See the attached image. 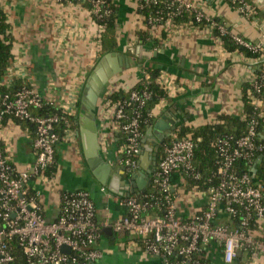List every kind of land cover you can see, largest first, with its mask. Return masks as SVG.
I'll return each mask as SVG.
<instances>
[{
    "label": "crops",
    "instance_id": "obj_1",
    "mask_svg": "<svg viewBox=\"0 0 264 264\" xmlns=\"http://www.w3.org/2000/svg\"><path fill=\"white\" fill-rule=\"evenodd\" d=\"M112 1L119 13L120 48L116 57L102 55V43L99 44L96 36L99 25L93 21L91 10L82 3L0 0L8 16L14 55L11 75L6 76L5 83L28 86L43 99L53 100L55 107H66V114L78 119L77 129L71 130V135L58 144L56 163L50 174L35 177L26 185L27 192L39 194L48 220L53 221L59 216L62 196L78 190H86L92 196L99 223L123 217L127 192L133 190L132 197L150 190L156 173L152 156L161 149L163 151V142L175 140L182 127L215 124L224 115L242 118L243 86L255 79L257 63L239 53H228L214 35L201 28L166 33L164 38L160 30L154 36L150 34L152 39L145 38L143 44L140 33L144 32L145 26L143 17L137 12L139 1ZM194 1L209 17L222 21L233 33L252 43L264 44V0H248L258 9L255 15H241L224 0ZM154 41L160 46H154ZM99 68L105 74L118 73L102 91L94 120L89 111L83 110V101L86 85ZM149 69L165 72L175 83L182 85L184 91L170 99L165 107L153 110V128L160 126L155 130L163 135L160 148L156 150L153 137L148 134L152 126L142 140L139 168L135 173L142 170L151 182L138 178L139 183L128 187L127 180L133 174L121 175L124 170L119 163L120 141L101 113L107 93L130 91L149 74ZM80 119L82 124H93L96 129L97 140H92L93 146L87 133H82L84 127L80 125ZM35 138L31 123L8 118L2 125L3 147L20 171L35 162ZM173 186L177 210L184 219L206 211L208 199L202 191L186 188L180 174L174 175ZM221 222L228 224L229 219L224 217ZM98 247L103 255L101 264H163L159 257L145 250L140 239L130 235L104 232ZM218 248L216 243L210 246V251L214 252L210 262L225 264ZM233 264H264V258L252 261L240 253Z\"/></svg>",
    "mask_w": 264,
    "mask_h": 264
},
{
    "label": "built area",
    "instance_id": "obj_2",
    "mask_svg": "<svg viewBox=\"0 0 264 264\" xmlns=\"http://www.w3.org/2000/svg\"><path fill=\"white\" fill-rule=\"evenodd\" d=\"M60 1L71 4L91 2L93 21L99 25L97 41L101 44L106 28L100 21L109 15L106 9L108 0ZM144 2L140 6L142 9L150 6L156 11L148 19L153 28L149 33L151 36L160 29L175 34L182 29L198 30L201 26L211 35L216 30L222 36L229 35L239 47L261 54L260 59L251 62L258 64L264 61V49L260 45L233 33L222 21L209 17L194 0ZM232 3L238 6L241 15L256 13L254 7L244 0H232ZM185 14L193 16L199 27L194 23L179 24L178 19ZM217 39L222 43L221 38ZM10 71L8 75H11ZM150 79L151 76L146 74L143 80ZM157 83L166 93L156 106L157 110L184 91L183 86L175 83L165 72H160ZM5 84L12 86L11 82ZM257 89H260L259 84ZM114 92L104 97L102 115L120 141L121 167L126 173L134 174L139 168L138 157L145 136L141 128L142 112L151 94L132 90L129 101L112 102L109 96ZM255 104L258 107L260 103L255 100ZM44 105L57 108L53 100L43 99L34 89L24 86L14 95L7 94L4 107L0 109V264H17L13 253L16 246L21 250L24 264H101L103 255L98 245L107 229L115 235L140 239L145 250L159 257L163 264H170L172 256L181 258V264H212L214 252L209 248L213 243L221 250L225 264H233L240 253L252 261L264 258V193L257 187L254 175L256 162L263 159L260 156L263 148L256 143L257 120L251 122L247 135L238 140L230 135L218 139L219 183L202 191L208 199L207 209L202 214L184 219L172 198L174 175L194 171L195 143L189 138H176L164 145L154 178L160 193L165 196L163 215L148 214L153 205L147 195L128 196L123 203L126 209L123 217L99 223L92 196L86 190H78L62 196L60 214L52 221L44 215L39 194L26 191V185L33 178L46 176L56 163L60 137L55 129L60 118L56 115L34 116L31 112ZM57 109L67 112L66 107ZM7 115L31 123L35 128V162L24 171L16 168L2 144V125ZM259 118L263 119L264 113L259 114ZM70 131L66 137L71 135ZM240 160L249 164L248 171H238L236 165ZM102 191L106 192V189ZM224 217L229 219L228 224L221 222ZM65 247L69 253L63 252Z\"/></svg>",
    "mask_w": 264,
    "mask_h": 264
},
{
    "label": "trees",
    "instance_id": "obj_3",
    "mask_svg": "<svg viewBox=\"0 0 264 264\" xmlns=\"http://www.w3.org/2000/svg\"><path fill=\"white\" fill-rule=\"evenodd\" d=\"M139 1L138 13L143 17L145 30L140 33L142 38V43L145 44L147 39H152L147 30H153L152 26L148 24V19L151 18L155 13L153 7L141 8L140 6L144 4V0ZM226 3L230 4L238 10V6L232 3V0H224ZM252 5L257 13V7L250 1L244 0ZM84 6L92 10L91 2L83 3ZM107 11L109 15L106 16L100 24L106 28V31L103 35L102 41V55L112 54L119 51V39H118V27H119V13L116 5L112 0H108ZM255 13V14H256ZM219 21V20H217ZM179 24H188L194 23L196 26L198 24L195 22L193 16L189 14L183 15L178 19ZM199 27V26H198ZM203 29L204 27H201ZM10 26L8 23V16L3 7L0 4V109L4 107V97L7 94L14 95L21 87L18 85L7 87L5 84L6 76L9 73V70L12 68L14 62L13 55V41L9 33ZM163 31L162 36L166 35L167 31ZM145 35V37H144ZM214 36L216 38H221L223 46L228 53H239L240 55L245 56L249 60L260 59L261 54H253L249 50L239 47L231 39L229 35H221L218 31H214ZM153 42V40H152ZM154 46H160L158 41H154ZM149 75L151 76L150 81L141 80L138 84L132 89L139 93L148 92L151 94L146 108L142 112L143 124L141 126L142 131L146 134L147 130L153 124L152 113L156 108L158 103L166 97V93L157 83L160 71L157 69H149ZM257 84H259L260 89H257ZM131 90V91H132ZM131 91H116L111 96L109 100L112 102H126L129 101ZM242 100L244 105V115L242 118H236L232 116H221L219 122L210 125H202L196 128L182 127L177 132V138L179 140L189 138L195 143L194 151V171L190 173L181 172L180 175L183 178V185L186 188L197 189L200 191H205L210 187L216 186L219 183L218 172V154H217V141L220 137L225 135L233 136L234 139L238 140L247 135V131L250 127V124L253 120H257V136L256 143L258 146H262L263 151L260 153V156L263 158V161L260 165L256 166V176L255 181L257 187L263 189L264 193V118H259V114L264 113V61H260L257 64L255 79L244 84L242 90ZM255 100L260 104L257 107ZM133 106L130 108L132 109ZM129 109V110H130ZM32 114L34 116H52L56 115L60 118V123L57 125L55 132L58 133L60 140L58 144L64 139L68 130H75L78 127V119L74 116H70L62 111L54 108L50 105H44L41 109H32ZM8 118H13L18 122L25 123L26 121H20L15 118L13 115H7L3 121V124L7 121ZM28 123V122H27ZM163 153L162 149L159 150L157 161ZM161 154V155H160ZM238 171L243 173L248 171L249 164L240 160L236 165ZM52 170L48 171L50 174ZM199 175V178H197ZM143 195L149 197L150 203L153 205V208L148 212L151 216L163 215L165 211L164 198L165 196L160 193L159 187L155 184V180L152 181L150 190ZM140 196V195H137ZM176 195L172 193V198L175 199ZM12 251V247H11ZM13 253L17 257V264H24V259L21 255V250L19 247L13 249ZM170 264H181V258L172 256L169 259Z\"/></svg>",
    "mask_w": 264,
    "mask_h": 264
},
{
    "label": "water",
    "instance_id": "obj_4",
    "mask_svg": "<svg viewBox=\"0 0 264 264\" xmlns=\"http://www.w3.org/2000/svg\"><path fill=\"white\" fill-rule=\"evenodd\" d=\"M258 45H260L263 49H264V44H261V42H257ZM107 56L111 57H116V54H108ZM114 70H116L115 68H113ZM122 71V70H121ZM119 71V72H121ZM118 71H115V73H110V72H107V74L104 73L103 69L102 68H99L98 70H96L92 75H91V80H89V82L87 83L86 85V88H85V91H84V101H83V104H84V107H83V110L85 111H89L93 117L94 120H96V116H95V110H96V106H97V103H98V100L100 98V96L102 95V91H104V88L105 86L108 84V82L110 81V79H112L115 75H117ZM80 125H82L84 127L82 133L86 135L87 133V136L89 137V143L91 144V146H93L92 144V140L94 138H96L97 140V135H96V129L95 127H93V124H91L92 126H88V125H84L82 124V121L80 119ZM160 129V126L158 125H155V127L153 128V125L152 127L150 128L149 130V136L153 137V140H154V144H156V150H158L160 148V144L162 143L163 141V135H160V134H157V131L155 129ZM87 132H85V131ZM95 136V137H93ZM158 144V145H157ZM90 146V148H91ZM93 149V148H92ZM158 154V153H157ZM157 154H153L152 156V160L154 161V171L156 172V165H157ZM263 159H260L256 162V165H260L262 163ZM92 167V166H91ZM257 171L255 170L254 171V175H256ZM126 172L123 171L121 173V175H125ZM150 175V173H149ZM97 178L99 179V181L106 185V183H104V181L99 178L97 176ZM142 179L144 182H151L150 181V178L142 171H138L137 173L133 174L130 176V178H128L127 180V185L128 187H130L132 184H134L135 182H138L139 183V179ZM135 186V185H133ZM127 196H130L132 194H134V191L133 190H130L127 192ZM139 193V189H137V194ZM105 233L107 235H112V230L111 229H107L105 231ZM63 252L65 253H69V249L68 248H63Z\"/></svg>",
    "mask_w": 264,
    "mask_h": 264
},
{
    "label": "flooded vegetation",
    "instance_id": "obj_5",
    "mask_svg": "<svg viewBox=\"0 0 264 264\" xmlns=\"http://www.w3.org/2000/svg\"><path fill=\"white\" fill-rule=\"evenodd\" d=\"M167 144V140L163 142V145Z\"/></svg>",
    "mask_w": 264,
    "mask_h": 264
},
{
    "label": "rangeland",
    "instance_id": "obj_6",
    "mask_svg": "<svg viewBox=\"0 0 264 264\" xmlns=\"http://www.w3.org/2000/svg\"><path fill=\"white\" fill-rule=\"evenodd\" d=\"M147 31H148V33H150L152 30L149 29V30H147ZM101 115H102V113H101Z\"/></svg>",
    "mask_w": 264,
    "mask_h": 264
}]
</instances>
